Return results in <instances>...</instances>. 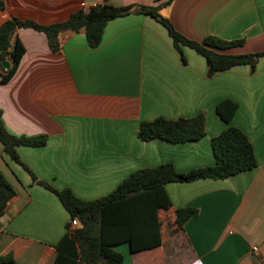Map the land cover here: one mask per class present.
<instances>
[{
  "label": "crops",
  "instance_id": "1",
  "mask_svg": "<svg viewBox=\"0 0 264 264\" xmlns=\"http://www.w3.org/2000/svg\"><path fill=\"white\" fill-rule=\"evenodd\" d=\"M100 3L155 0H0V25L10 18L50 25ZM159 14L192 41L242 40L228 54L264 51V0H172ZM16 35L24 53L13 76L0 80L2 122L14 136L46 135L43 147H16L18 157L38 180L67 188L77 199L104 197L142 168L212 166L211 138L227 126L252 145V170L166 184L169 211L195 208L197 215L178 233L165 236L163 227L156 248L132 253L125 243L116 246L121 264H264V57L252 73L242 65L207 77L204 58L182 46V63L166 29L135 14L108 21L95 48L87 46L83 28L59 35L57 52L42 32L20 28ZM222 100L237 105L228 124L215 113ZM199 113L205 135L198 141L137 138L141 121ZM0 171L15 191L0 217V256L11 255L15 264H53L68 213L53 194L31 184L1 144Z\"/></svg>",
  "mask_w": 264,
  "mask_h": 264
},
{
  "label": "trees",
  "instance_id": "2",
  "mask_svg": "<svg viewBox=\"0 0 264 264\" xmlns=\"http://www.w3.org/2000/svg\"><path fill=\"white\" fill-rule=\"evenodd\" d=\"M172 0H155L154 5L132 4L114 6L100 3L87 11L77 10L59 23L40 25L33 21H21L10 18L0 25V80L8 81L24 53L16 31L30 28L42 32L52 52L59 49L58 36L66 32L85 31L86 44L95 48L100 44L106 23L114 18L127 15H145L161 24L172 40L173 48L179 54L182 63L185 58L182 46L192 49L204 58L207 65V77L246 65L252 73L264 51L252 54H228L229 48L242 44V40L224 41L215 37H206L201 41H192L176 31L168 20L159 14V10ZM8 62L4 69L2 62ZM237 105L231 100H222L215 106V113L221 121L228 124ZM204 113L190 118L168 120L157 117L141 121L137 138L147 142L160 139L172 144L195 142L205 135ZM46 135L14 136L10 134L1 119L0 144L8 158L21 166L30 176L31 184H36L53 194L69 215L66 232L55 245L56 255L53 264H121L122 255L115 249L127 244L130 252L150 250L161 245V232L165 227L169 234L178 233L183 225L198 213L195 208L175 209L171 212V203L164 186L168 183L192 182L199 179L222 180L256 167V159L251 143L246 135L233 126H227L211 138L210 145L214 156L212 166L177 172L171 163H163L153 168H142L129 174L108 195L91 201L77 199L69 189H56L51 184L38 180L20 161L16 147H43ZM15 195L11 184L0 171V217L7 203ZM163 211L161 214L160 212ZM167 216L164 224L161 216ZM76 220L77 226L69 229L70 221ZM0 264H15L11 255L0 256Z\"/></svg>",
  "mask_w": 264,
  "mask_h": 264
},
{
  "label": "rangeland",
  "instance_id": "3",
  "mask_svg": "<svg viewBox=\"0 0 264 264\" xmlns=\"http://www.w3.org/2000/svg\"><path fill=\"white\" fill-rule=\"evenodd\" d=\"M161 217H162V219H163L164 224H166V222H167V216H166V215H162ZM168 233H169V230H166L165 236H169ZM171 234H172V233H171ZM171 234H170V235H171ZM174 234H175V233H174ZM175 241L178 242V243H179V242L181 243V238L179 237L178 234L175 235Z\"/></svg>",
  "mask_w": 264,
  "mask_h": 264
},
{
  "label": "built area",
  "instance_id": "4",
  "mask_svg": "<svg viewBox=\"0 0 264 264\" xmlns=\"http://www.w3.org/2000/svg\"><path fill=\"white\" fill-rule=\"evenodd\" d=\"M77 226V222H76V220L74 221V220H71L70 221V227L71 228H74V227H76ZM251 251L253 252V253H256L257 252V248L256 247H252L251 248Z\"/></svg>",
  "mask_w": 264,
  "mask_h": 264
},
{
  "label": "water",
  "instance_id": "5",
  "mask_svg": "<svg viewBox=\"0 0 264 264\" xmlns=\"http://www.w3.org/2000/svg\"><path fill=\"white\" fill-rule=\"evenodd\" d=\"M1 66L4 68V69H7L9 67V63L8 62H2Z\"/></svg>",
  "mask_w": 264,
  "mask_h": 264
}]
</instances>
